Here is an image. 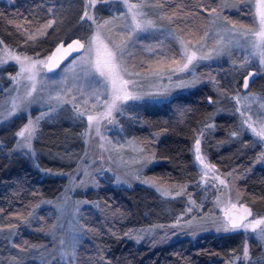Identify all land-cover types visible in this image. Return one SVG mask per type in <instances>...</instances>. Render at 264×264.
I'll list each match as a JSON object with an SVG mask.
<instances>
[{"label":"trees","instance_id":"1","mask_svg":"<svg viewBox=\"0 0 264 264\" xmlns=\"http://www.w3.org/2000/svg\"><path fill=\"white\" fill-rule=\"evenodd\" d=\"M53 3L54 0H0L1 40L20 50L48 55L61 40L87 39L90 23L81 20L80 13L67 31L55 34L56 26L52 25L46 35L37 34V39H27L28 34L37 33L41 24L53 18ZM206 7L201 0H171L163 11L169 15L176 12L179 17L176 28L181 31L185 22L199 24ZM229 16L231 18L232 14ZM17 25L22 28H17ZM227 62L228 58L222 59L220 64L227 65ZM250 70L253 67L243 69L238 78L229 81L215 74L217 83L205 82L196 88L178 91L160 104H143L136 112L131 134L140 140L147 134L161 135L155 145L157 161L149 165L146 173L189 190L202 189L197 185L201 174L194 164L192 142L198 131L205 130L204 146L209 162L223 173L232 172L236 178L240 177L236 183L244 190V200L253 207L254 213H264V164L256 161L260 146L248 135H231L239 131V118L229 109L222 95L223 91L230 90L232 81L246 91L242 88L243 80ZM255 77L249 89L260 91L264 96V76ZM25 119L26 115L20 114L0 126V222L8 228L10 225L22 226L23 223L29 225V228H20L19 233L16 231L12 238L9 237L12 229L5 230V234L0 236V264H38L27 256L29 249L21 251L13 245L28 248L30 244L49 240L38 224L40 217L52 223L50 218H46L49 211L37 212L38 216L36 213L33 216L34 205L59 195L67 183L66 172L74 167L86 149V118H75L70 104L64 105L55 117L41 124L32 140L31 152L16 149L18 137L15 133L26 122ZM87 196L90 200H98L102 207L107 205L109 212H119L124 218L107 222L105 229L98 227V221L97 224H87L96 231L92 237L102 247L104 261L99 264H227L232 255L243 252L246 239L241 231L224 236L209 233L198 238L182 237L164 244L137 242L125 237L127 230L138 224L156 223L170 216L166 211L169 202L142 183L127 187L104 180L98 189H89ZM176 204L177 208L181 206L178 202ZM248 245L256 248L252 258L262 259L261 247L254 238L249 239ZM57 261L48 255L42 264H59Z\"/></svg>","mask_w":264,"mask_h":264},{"label":"rangeland","instance_id":"2","mask_svg":"<svg viewBox=\"0 0 264 264\" xmlns=\"http://www.w3.org/2000/svg\"><path fill=\"white\" fill-rule=\"evenodd\" d=\"M51 1L53 2V0ZM170 1L171 0H167L166 4H169ZM201 2L202 4L206 3L207 7L203 10L204 14L201 13V22L199 24L195 23V21L192 24L185 22V25L182 27L183 31H179L176 28V22H178V19L172 25H169L167 20H157V23L163 25L165 28L171 27L175 29L177 35H184V33L191 29L196 33L195 38L203 35L204 31H208L209 38L207 40L206 47L202 50L206 53L212 51L215 47L214 40L217 38V33L224 35L227 40L228 33L225 29L231 27L229 21L234 22L237 29H241V26L244 28H251L254 24L253 16L250 14L253 9V3H248L246 5L245 0H207V2L206 0H201ZM86 3L87 0H54L52 13L53 18L50 20L56 21L53 24L56 26L55 34L67 31L69 26H71L72 23H74V20L79 16V13L81 14L80 17L83 15L86 10ZM213 8L217 11L210 15L209 13ZM87 10L91 15L95 16L98 23H102L104 20L112 19L113 17L123 16L127 12L126 6L122 0H107V2H98L95 8ZM230 14H232L231 18L229 16ZM153 19H155V16H153ZM85 21L90 23V26H88V38L84 39V42L90 38L95 29V25H93L91 21L87 19H85ZM123 22V20L114 21L115 24H122ZM44 24H41V26ZM101 31L104 36H113V39H116L115 35L113 33H109L107 29H102ZM152 36H159V33H153ZM152 36H149L148 40H142V43H148L149 41L155 43ZM187 38L188 37H186V39ZM0 41L3 42L1 38ZM32 45H35V43ZM3 46L12 49L20 55H26L32 57L33 59H47V57H49L48 55H50H40V53L36 54L30 50H20L6 44L5 42H3ZM133 51L139 52V48L133 49ZM79 55H81V53L75 57ZM245 56V50L235 46L234 43L229 45L225 49L224 53L219 56H216L215 53H213L212 59L200 61L196 64L194 68V75L198 78V82L188 87L176 86L180 80L189 82L193 79V76L188 73L173 75L171 80L168 79V75L170 73L167 71H165V74L162 77L144 76L143 73L147 70L148 63L152 62L150 60L149 53L144 52L135 57H129L128 64L130 69L132 71L142 73L141 77H134V79L137 80L135 88L137 92L144 94L157 93L163 92L165 89H167L168 92L165 95L160 96L145 95L142 100L129 102L124 106L122 114H114L117 123L108 124L107 121L102 122L100 136L96 134L94 129L88 132L87 125L85 133L88 132V134L84 137L86 141V149H84L83 153L79 155L77 163L74 167L66 172L67 183L65 187L54 199L43 200L34 205L35 210L33 211V216L35 213L38 216V213L42 214L44 211L48 210L49 212L46 213V218H50L52 223H48L43 217H40L41 220H39L38 224L41 225L43 230L42 232L49 237V240L36 244V246L42 247H38L36 249L28 247L29 254L27 256H30L29 259H35L38 264H42L44 257L48 258V255H51V257L54 256L55 259L57 258V263L68 264L67 261L60 260L59 253L61 246L58 242L61 238L67 239L69 236L76 234L79 237V242L76 246V259L72 261V264H99L104 261L101 252L102 247L93 239L92 235L94 230L90 229L87 224H97L98 221V223H100V226L98 227L105 229L107 227V222H112L113 219L116 221L124 219L119 212H109L107 210V205L104 204L102 207V203L98 200H90L87 196L89 189H98L102 186L104 180H112L116 184H122L127 187L142 183L157 191L160 195L159 197L169 202V209L166 211L170 216H168L167 219L156 223L145 224V222H143L141 225L138 224L136 227L128 229L124 236L131 240L137 242L147 241L151 244H164L182 237L198 238L209 233L221 234L224 236L225 234L230 233L217 230L223 217V212L221 211V208L217 207L216 200L217 198L221 200H227L230 198L233 203H246L247 201L243 198L245 194L244 190L241 188L242 186L236 183L240 177L236 175L238 177L236 178L232 172L231 175H229L230 173H223L222 170L217 168L215 165V169L209 171L208 175L205 176L202 171V166L195 161L194 164L197 165L199 173L201 174L200 181L197 185L202 189L189 190L178 184L165 183L156 175L146 173V169L149 165L157 161L155 157V145L159 141L161 135L155 133L147 134L145 135V139L140 140L135 138L131 133L133 132V127L136 123V112L142 108L143 104L149 102L160 104L163 100L165 102V99H168L178 91L190 90L205 82L217 83L218 80L216 79L217 76L215 74L222 76L221 79L224 81H229L238 78L243 69L253 67V70L256 71L257 77L264 76V66L259 64L258 59H249L248 61H245ZM75 57L62 65V68L59 70L53 73L45 72L42 74L45 77V84L51 86L46 87L39 94L44 98V100L47 99L49 90L56 87L66 76L70 78L69 85L71 84V77L73 76L71 71L73 65L71 62ZM226 58H228L227 65L220 64V61ZM140 60L145 61L143 67H132L134 64H138ZM235 65L242 66L236 67ZM18 70V65H15L12 62L0 66V89H12L13 85L9 80V76L15 75ZM76 71L79 72V67H76ZM79 85L84 89L88 88V84L83 80L79 81ZM60 87H63V85ZM229 89L230 90L227 92L223 91L224 94L222 95L226 100L229 109L233 110L238 115L239 131L236 132V136H250L251 140L260 146L256 161L264 164V159H260L261 154L264 153V142H259V138L255 137L250 130H247V126L242 124L244 117L236 111L237 108H240L241 110L244 109V96L247 95L249 97H256V102L249 104L251 111L245 112V116H251L252 122L255 126L257 121L255 113L258 111L264 112V109L259 108L260 103H264V96L260 91L250 90L249 87L246 91L241 90V88L238 87L237 82L234 81H232L231 88ZM12 95H16V93L13 92ZM0 97L6 98L7 92H0ZM237 97L241 98V102L239 104L236 101ZM101 99H103V97ZM155 100L162 102H154ZM93 102V100H89V105ZM83 107L85 106L82 105V108ZM59 109L60 108H57L56 111L51 112L50 115L40 120L36 134L41 128V124L44 121L55 117ZM100 110L102 111V108ZM48 111L49 106L47 103H33L27 109V113L25 115L27 118L30 116L32 119H35L40 116L42 112ZM12 118H0V126L8 124L10 122L9 120ZM25 120L27 122V119ZM101 136L104 139H101ZM206 137L207 134L205 130H200L195 135V139L199 138L201 140V152L206 157V162L213 165L209 162L208 156L205 153L204 141ZM195 139L194 142H192L193 152ZM101 144H103V147H101ZM140 148L143 149V152L138 150ZM20 151L29 152L26 149ZM217 175L221 179L226 180L227 187L221 185L219 181L215 179ZM81 182L84 183L82 184ZM158 189L168 190L169 195H163ZM177 191H181L182 194L176 195ZM181 201H183V203ZM190 201H194L195 203L192 204ZM176 202L180 203L181 206L177 208ZM189 209L191 210L189 211ZM253 217H264V213H254ZM177 220H179L178 224ZM174 224L177 226L171 227ZM3 225H5V223L0 222V236L5 234V230L12 229V235L9 236L11 238L17 234L16 231L19 233V229L23 226L29 228V225L26 223H23L22 226H15V228H8ZM54 225L55 228L53 229ZM52 231L55 233V241H53L52 238ZM241 232L246 239L243 248L247 245L250 259L244 260L242 258V252L241 255H232L228 263L261 264L262 262V264H264V241H260L256 238L254 233H245L243 230H241ZM250 238H254L260 245L262 259L257 260L256 258H252L256 248H252L248 245ZM41 253H43V255H41Z\"/></svg>","mask_w":264,"mask_h":264},{"label":"snow or ice","instance_id":"3","mask_svg":"<svg viewBox=\"0 0 264 264\" xmlns=\"http://www.w3.org/2000/svg\"><path fill=\"white\" fill-rule=\"evenodd\" d=\"M98 2H107V0H87L86 10L81 16V20L87 19L95 25L90 38L85 42H81L79 39L74 40L67 45V48H64V45L61 44L56 49L57 52H60L64 48L67 55L73 52L81 53V55L75 57L71 62L73 65L71 68L73 73L71 84L69 85L70 78L66 76L56 87L49 90L46 100L39 94L46 87L51 86L45 84V77L42 74L52 72L58 68L60 63L66 59V56L55 58V55H53L47 57V59H33L3 46V42L0 41V46H2L0 47V66L12 62L18 65L19 69L15 75L9 76V80L13 85L12 89H0V92H7L6 98L0 97V118H12L20 114H26L27 109L33 103L44 102L49 106L48 112H42L35 119L29 116L27 122L15 133V136L19 138L16 145L17 149H26L31 152L32 140L39 127L40 120L56 111L57 108H62L65 104L72 106L75 118L86 117L88 132L94 129L96 134L100 136L102 122L117 123L114 114H122L124 106L129 102L142 100L145 95L160 96L168 92L167 89L157 93L144 94L137 92L135 90L137 80L134 77H141L142 73L130 69L129 57H135L144 52L150 54L152 62L148 63L147 70L143 73L144 76L162 77L165 71L170 73L168 75L169 80L172 79L173 75L179 73H188L193 76V79L189 82L180 80L176 85L177 87H188L197 83L198 78L194 75L196 64L200 61L212 59L213 53L216 56L223 54L225 49L233 43L245 50V61L258 59L259 64L264 66V0H245L246 5L253 3V9L250 13L254 19L253 26L251 28L241 26V29H237L235 23L229 21L231 27L225 29L228 33L227 40L224 35L217 33V38L214 40L215 47L207 53L202 50L206 47L209 38L208 31H204L203 35L195 38L196 33L191 29L184 35H177L175 29L165 28L157 23V20H167L169 25H172L179 19L175 11L171 15L163 11L167 0H122L127 9L126 14L104 20L102 23H98L95 16L87 10L95 8ZM216 11L213 8L209 14L211 15ZM153 16H155V19H153ZM116 20H123L124 22L115 24L114 21ZM55 22V20H49L37 29V33L28 34L27 39L35 40L37 34L40 36L46 35L47 29L51 28ZM17 28H22V26L17 25ZM102 29H107L109 33H113L116 39H113V36H104ZM153 33H159V36H152ZM149 36H152L155 43L151 41L142 43V40H148ZM186 37L188 38L186 39ZM137 48H139V52H134L133 49ZM144 63V60H140L138 64H134L132 67H143ZM76 67H79V72L76 71ZM251 75L252 73H249V76ZM80 80L88 84L87 89L80 87ZM61 85L63 87H60ZM243 86L245 89L249 87L247 78H245ZM13 92L16 95H12ZM102 97L103 99H101ZM89 100L94 102L89 105ZM243 100L245 102L244 109H236L244 117L242 124L246 125L247 130H250L255 137L259 138V142H264V112L258 111L255 113L257 121L254 126L251 116H245V112L251 111L249 104L256 102L257 98L246 95ZM236 101L239 104L241 98L237 97ZM154 102L162 101L155 100ZM82 105L85 107L82 108ZM259 108L264 109V103H260ZM88 132L84 134L87 135ZM231 135L236 136L237 133L233 132ZM101 139L104 138L101 136ZM101 147H103V144H101ZM138 150L143 152L142 148ZM194 153L195 161L202 166L205 176L208 175L209 171L215 169L214 165L206 162V157L201 152V140L199 138L195 139ZM260 159H264V153L261 154ZM215 179L221 185L227 187L226 180L221 179L218 175ZM158 190L165 196L169 195L166 189ZM181 194V191L176 192V195ZM190 203L194 204L195 202L190 201ZM216 205L223 212V217L217 228L218 231L237 232L243 230L245 233H254L256 238L264 241V217L254 218L250 208L244 205L237 208V204L233 203L230 198L227 200L217 198ZM250 217L252 218L249 219ZM178 223L179 220H177ZM176 226L174 224L171 227ZM9 227L15 228V225ZM52 238L53 241L56 240L54 231H52ZM78 242L79 237L76 234L69 236L67 239L61 238L58 242L61 246L60 260L72 264V261L76 259ZM13 247H19L21 251H28V248L22 245L14 244ZM28 247L36 249L42 246L29 245ZM242 258L244 260L250 259L247 245L243 248Z\"/></svg>","mask_w":264,"mask_h":264},{"label":"water","instance_id":"4","mask_svg":"<svg viewBox=\"0 0 264 264\" xmlns=\"http://www.w3.org/2000/svg\"><path fill=\"white\" fill-rule=\"evenodd\" d=\"M77 39H79L81 42H84V40H82V39H80V38H78V37H74V38H71V39H69V40H61V41H59V42L55 45V47L53 48L52 52H51L50 55H48V56H53V55H55V58H59L60 56H66V59H64V60L60 63V65H63L65 62L69 61L70 59H72L73 57H75L76 55L79 54V53L73 52V53H71L70 55H67V54L64 52V48H67V45H68V44H70L72 41L77 40ZM61 44L64 45V48H62L60 52H57L56 49H57ZM60 67H61V66H59L58 68L54 69L52 72H49V73H53V72L57 71ZM249 73H252V75L249 76ZM255 76H256V71H254V70H250V71L245 75L244 80H245V78L248 79V81H249V87H250V86L252 85V83L255 81V78H256ZM244 80H243V85H244ZM242 88H244V86H243ZM244 89H245V88H244ZM247 89H248V88H247ZM234 203H235V202H234ZM235 204H237V208H239L240 205H244V206L250 208L251 211H252V213H253V215H254V212H255V211H254L253 207H252L250 204H248V203H242V204H240V203H235ZM250 218H251V217H250ZM250 218H249V219H250Z\"/></svg>","mask_w":264,"mask_h":264},{"label":"bare ground","instance_id":"5","mask_svg":"<svg viewBox=\"0 0 264 264\" xmlns=\"http://www.w3.org/2000/svg\"><path fill=\"white\" fill-rule=\"evenodd\" d=\"M255 211V210H254Z\"/></svg>","mask_w":264,"mask_h":264},{"label":"flooded vegetation","instance_id":"6","mask_svg":"<svg viewBox=\"0 0 264 264\" xmlns=\"http://www.w3.org/2000/svg\"><path fill=\"white\" fill-rule=\"evenodd\" d=\"M248 90V89H247Z\"/></svg>","mask_w":264,"mask_h":264}]
</instances>
